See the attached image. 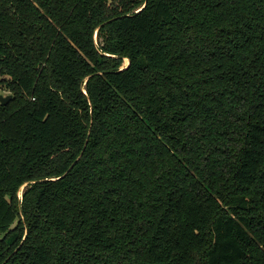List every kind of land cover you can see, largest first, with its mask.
I'll list each match as a JSON object with an SVG mask.
<instances>
[{
    "label": "trees",
    "instance_id": "trees-1",
    "mask_svg": "<svg viewBox=\"0 0 264 264\" xmlns=\"http://www.w3.org/2000/svg\"><path fill=\"white\" fill-rule=\"evenodd\" d=\"M0 89V264H264V0H0Z\"/></svg>",
    "mask_w": 264,
    "mask_h": 264
},
{
    "label": "water",
    "instance_id": "water-1",
    "mask_svg": "<svg viewBox=\"0 0 264 264\" xmlns=\"http://www.w3.org/2000/svg\"><path fill=\"white\" fill-rule=\"evenodd\" d=\"M12 98H13V94L12 93H6V94H4L3 92H0V104L1 105H5Z\"/></svg>",
    "mask_w": 264,
    "mask_h": 264
},
{
    "label": "rangeland",
    "instance_id": "rangeland-1",
    "mask_svg": "<svg viewBox=\"0 0 264 264\" xmlns=\"http://www.w3.org/2000/svg\"><path fill=\"white\" fill-rule=\"evenodd\" d=\"M126 63H127L126 60H124V64H126ZM0 92H3L4 94L8 93V92L1 90V89H0Z\"/></svg>",
    "mask_w": 264,
    "mask_h": 264
},
{
    "label": "bare ground",
    "instance_id": "bare-ground-1",
    "mask_svg": "<svg viewBox=\"0 0 264 264\" xmlns=\"http://www.w3.org/2000/svg\"><path fill=\"white\" fill-rule=\"evenodd\" d=\"M126 60V62H127V59H125Z\"/></svg>",
    "mask_w": 264,
    "mask_h": 264
},
{
    "label": "snow or ice",
    "instance_id": "snow-or-ice-1",
    "mask_svg": "<svg viewBox=\"0 0 264 264\" xmlns=\"http://www.w3.org/2000/svg\"><path fill=\"white\" fill-rule=\"evenodd\" d=\"M139 11V10H138Z\"/></svg>",
    "mask_w": 264,
    "mask_h": 264
}]
</instances>
